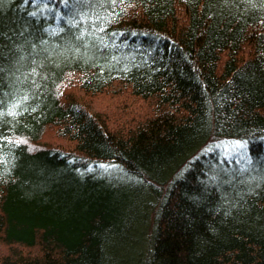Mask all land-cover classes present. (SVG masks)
I'll return each mask as SVG.
<instances>
[{
	"label": "trees",
	"instance_id": "1",
	"mask_svg": "<svg viewBox=\"0 0 264 264\" xmlns=\"http://www.w3.org/2000/svg\"><path fill=\"white\" fill-rule=\"evenodd\" d=\"M0 264H264V0H0Z\"/></svg>",
	"mask_w": 264,
	"mask_h": 264
}]
</instances>
